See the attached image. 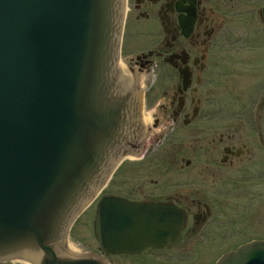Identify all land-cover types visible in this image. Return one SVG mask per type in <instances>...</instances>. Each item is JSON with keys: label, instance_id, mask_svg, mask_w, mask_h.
<instances>
[{"label": "water", "instance_id": "95a60500", "mask_svg": "<svg viewBox=\"0 0 264 264\" xmlns=\"http://www.w3.org/2000/svg\"><path fill=\"white\" fill-rule=\"evenodd\" d=\"M122 17L123 0H0V261L104 264L66 236L134 125V88L116 69ZM184 225L174 204L114 195L93 220L111 254L163 247ZM217 264H264V241Z\"/></svg>", "mask_w": 264, "mask_h": 264}, {"label": "flooded vegetation", "instance_id": "af4514ba", "mask_svg": "<svg viewBox=\"0 0 264 264\" xmlns=\"http://www.w3.org/2000/svg\"><path fill=\"white\" fill-rule=\"evenodd\" d=\"M134 42L143 49L126 53L125 47ZM262 42L264 0H126L120 60L136 83L141 76H152L157 66L162 68L164 82L151 112L153 119L144 124L143 132H133L134 142L127 150L143 148L144 152L150 137L156 142L168 140L171 147L165 155V170L169 176L178 172V180L173 182L178 189L149 201L173 203L185 218L177 242L128 256L161 255L182 242L177 255L167 251L165 257L183 264L193 247L206 241L205 227L221 221L214 210L222 200L212 199L219 189L216 181H231L232 175L256 177L255 169L259 175L264 171ZM221 95L232 97L233 103L218 104ZM187 169L194 176L187 177ZM207 182L215 186L208 189ZM227 210L225 221L244 222L243 208L237 216L235 208L232 212L228 205ZM223 234L215 235L225 238ZM253 239L264 240L247 241ZM247 241L219 252L213 261Z\"/></svg>", "mask_w": 264, "mask_h": 264}, {"label": "rangeland", "instance_id": "374dc122", "mask_svg": "<svg viewBox=\"0 0 264 264\" xmlns=\"http://www.w3.org/2000/svg\"><path fill=\"white\" fill-rule=\"evenodd\" d=\"M262 45L264 48L263 42ZM136 46L139 47L140 44L136 42L129 43L125 47L126 53L130 54L132 52L130 49L133 51L143 49L142 47L138 49ZM262 63L264 67V57ZM161 69V66L154 67L152 76L146 75L139 78V85L142 87L141 100L144 112H141L140 116L142 121H145L143 124H146L147 121L149 124L151 119H153L151 115L152 109L155 107L164 88V82L161 79ZM221 96L222 98L217 99L218 104L231 105L233 103L232 97ZM238 102H234L236 106L239 105ZM160 140L156 142L155 140L152 141L151 137L150 139L148 138L147 141L150 142L151 146L150 144L146 145L144 152L138 157L124 160L95 201L79 215L71 226L67 235V242L70 244V241L77 242L75 249L81 248V254L92 252L111 264H176L174 261L172 263V259L168 260L169 258L165 257V253L168 251L173 253L174 256L177 255L182 250L180 248L182 242L163 250L161 255L150 252L148 254L145 253V255L115 257L102 252L94 237L92 228L96 200L101 195L112 194L129 200H154L178 189V187L173 185V182L178 180V172L169 176L165 170V155L170 150L171 144L167 142L168 140L166 142H161ZM258 172L259 170L255 169L256 177L241 178L232 175L231 181L230 178L216 181L219 189H217L216 194L212 195V199L213 201L218 199L222 201H219L218 205L215 204L214 213L218 212L216 218L218 220L221 219L225 224L221 225V221H219L217 224L210 223L207 225L204 230V234L207 237L206 241L196 244L190 253V257L186 256L187 259L183 264H211L213 258L227 248H232L236 244L251 238H264V171L260 175ZM249 173L253 174V172ZM186 176H194L192 169L186 170ZM150 179L157 180L158 183L153 185ZM182 179L187 180L183 177ZM214 186V184L207 182L206 187L208 189H212ZM223 190H227L228 193L219 194ZM226 198L229 200L224 201L227 200ZM228 205L232 212H234L235 208L236 213L234 214L236 216L239 215L238 209H244L245 214L242 217L244 222L242 224H240V219L236 224L224 220L225 214L229 211L227 210ZM236 216L234 215L233 218H237ZM219 233H224L225 238L215 235ZM197 241L195 237V242ZM2 264L20 263L6 262Z\"/></svg>", "mask_w": 264, "mask_h": 264}, {"label": "bare ground", "instance_id": "6f19581e", "mask_svg": "<svg viewBox=\"0 0 264 264\" xmlns=\"http://www.w3.org/2000/svg\"><path fill=\"white\" fill-rule=\"evenodd\" d=\"M122 67H123V61L120 60V61H118L116 63V69L119 71V74H120L121 77L124 78V75H126L127 76V80H129L130 79V75H129L128 69L127 68H122ZM125 156H127V155H125ZM67 246H68V250L74 252L73 248H72V245L69 242H67ZM28 260H29V258H28ZM21 264H30V262L26 260V261H22Z\"/></svg>", "mask_w": 264, "mask_h": 264}]
</instances>
